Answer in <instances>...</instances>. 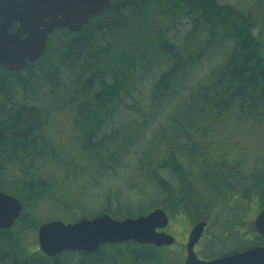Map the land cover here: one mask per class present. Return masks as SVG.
<instances>
[{
    "label": "trees",
    "instance_id": "trees-1",
    "mask_svg": "<svg viewBox=\"0 0 264 264\" xmlns=\"http://www.w3.org/2000/svg\"><path fill=\"white\" fill-rule=\"evenodd\" d=\"M0 191L23 205L0 264H178L134 242L40 251L43 223L156 208L182 232L208 220L191 208L214 211L208 252L219 234L242 243L231 229L264 209V0H112L23 71L0 66ZM246 243L222 256L264 237Z\"/></svg>",
    "mask_w": 264,
    "mask_h": 264
},
{
    "label": "water",
    "instance_id": "water-1",
    "mask_svg": "<svg viewBox=\"0 0 264 264\" xmlns=\"http://www.w3.org/2000/svg\"><path fill=\"white\" fill-rule=\"evenodd\" d=\"M112 0H0V66L12 73L23 71L28 64L44 55L49 36L58 29L77 34L96 16H103ZM18 24L15 32H11ZM23 205L19 199L0 191V230L11 229L20 218ZM169 216L156 208L136 218L116 220L108 214L84 218L74 223L50 221L39 227L38 245L48 258L65 251L96 253L107 244L134 242L156 248L170 247L175 237L164 229ZM208 222L202 220L192 228L184 264H264V246H258L213 260H201L195 247L201 241ZM254 228L264 237V209Z\"/></svg>",
    "mask_w": 264,
    "mask_h": 264
},
{
    "label": "rangeland",
    "instance_id": "rangeland-1",
    "mask_svg": "<svg viewBox=\"0 0 264 264\" xmlns=\"http://www.w3.org/2000/svg\"><path fill=\"white\" fill-rule=\"evenodd\" d=\"M232 1V3L233 4H237V0H231ZM240 2H241V5L243 4H248L249 3V1L250 0H239ZM143 23V20H141L140 22H139V25L140 24H142ZM157 24L158 23H156V24H154L155 26H157ZM146 29H149V28H147V26L146 27H143V28H141V30L140 31H144V30H146ZM130 30H128L127 32H129ZM133 51H135V50H132V53H133ZM229 201H232V200H229ZM191 210V212H192V216H190V217H188V218H186L188 221H194V215H196V216H200V215H203V216H206L207 218H208V220L210 219V222L213 220V218H214V216H215V213H214V211H211V213L208 215V214H203V213H201V212H198L197 214H195L197 211H196V207H193V208H191L190 209ZM204 211V210H203ZM257 208L255 209V211L253 212V213H250L249 215V217H248V220L250 221H254L255 220V218H256V216L260 213V212H258L257 213ZM177 220H175V218L174 217H172L171 218V223H172V225L170 224L169 225V227H168V229L166 230V232H168L169 234H172V235H174V237L176 238V245L173 247V249H175L178 253H180L179 254V256L180 257H177L178 259H179V261H178V264H184L185 263V255H184V253L180 250L181 249V247H183L182 245L185 243V241H186V235L188 234V232L190 231V229L194 226V224H195V222L194 223H189V225L188 224H186V222L185 223H183V225L185 226V230L182 232L181 230H180V224H179V222L177 221ZM186 221V220H185ZM241 230L239 229V227L238 228H234L233 230L231 229V232H234V231H236V232H238L240 235H241V237H244L245 239L242 241V243H240V242H238V239H236V240H233L236 236H234V235H237V234H233V235H231V236H233V237H231L230 239H226V238H224L225 236L223 235V234H219L218 236H216L217 238H219V239H222L223 241H219V239H216L215 241H214V244L215 245H213V244H211V250L208 252V250H206V244L208 243V241H209V239H210V234L212 233V232H216V228H214V226L211 224V226H210V229H209V231L207 232V234L205 235V238H203V243L199 246V250H200V255H202V257H208V256H212L211 258H216V257H221L223 254H225V253H228V252H231V251H233V250H236V249H238V248H240L242 245H244V246H246L247 247V245L248 244H251V243H246L248 240V237L246 236V235H244L243 233L244 232H247V231H251L249 228H250V224L249 223H246V222H244V223H242L241 224ZM210 233V234H209ZM252 231H251V235H252ZM36 238H37V236H36ZM233 240V241H232ZM187 242V241H186ZM246 244H245V243ZM183 249H184V247H183ZM207 255V256H206ZM209 258V257H208Z\"/></svg>",
    "mask_w": 264,
    "mask_h": 264
},
{
    "label": "flooded vegetation",
    "instance_id": "flooded-vegetation-1",
    "mask_svg": "<svg viewBox=\"0 0 264 264\" xmlns=\"http://www.w3.org/2000/svg\"><path fill=\"white\" fill-rule=\"evenodd\" d=\"M94 19V18H93ZM93 19H91V21L93 20ZM17 28H18V24H14L13 26H12V28H11V32H15L16 30H17ZM211 223H212V221L210 222V219H209V224H208V227L206 228V231H205V234H204V236H203V238H205V235L207 234V232L209 231V229H210V226H211ZM249 224H250V230L253 232L252 233V235H251V231L249 232V231H247V232H245L244 233V235H246L247 237H248V240H250L251 242L252 241H254V239H256V237L257 236H259L257 233H256V231H255V229H254V224H253V221H249ZM192 229V228H191ZM191 229H190V231H191ZM189 231V232H190ZM189 232H188V234L186 235V241H187V239H188V235H189ZM203 238H202V240L200 241V243L196 246V248H195V251H196V253L198 254V258L199 259H201V260H213V259H217V258H221V257H216V258H208V257H202V255H200V250H199V246L203 243ZM185 241V243L182 245L183 247H184V249H183V247H181V251L184 253V255L186 256V242ZM175 246V245H174ZM171 247H173V246H171ZM186 258V257H185Z\"/></svg>",
    "mask_w": 264,
    "mask_h": 264
}]
</instances>
